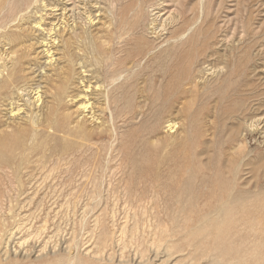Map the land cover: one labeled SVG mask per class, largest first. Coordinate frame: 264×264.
I'll list each match as a JSON object with an SVG mask.
<instances>
[{
    "label": "rangeland",
    "instance_id": "374dc122",
    "mask_svg": "<svg viewBox=\"0 0 264 264\" xmlns=\"http://www.w3.org/2000/svg\"><path fill=\"white\" fill-rule=\"evenodd\" d=\"M4 1L0 0L2 3L0 5L4 10L7 8L5 10L7 14L4 13L2 17L9 20L18 5L14 4V0H11L12 2L9 0L10 5L5 2V6ZM77 3L78 5H76ZM68 4H70L73 12L66 13L68 16L64 20H68L69 23L72 21L77 23L75 20L83 19V14L87 13V17L94 22L93 25H89V28L83 25V31L89 34L92 32V35H95V51L99 52L100 50V56L107 59V62L96 63L94 51L89 50V42L86 41V44L80 39L77 44L79 47L77 53L82 58L79 62H82L81 65L85 67L86 71L91 72L89 74L91 82L107 88L106 92L114 103L113 105L117 104V108L120 107L121 112H128V109H133L139 114L134 119L136 122L132 123L129 120L123 121L124 117H118L116 126L126 123L125 126L118 128V135L105 136L102 140L96 141L99 145H106L105 148L99 147L97 151L94 148L86 153L82 152L83 154L77 151L68 152L71 154L70 157L65 154L66 152L51 150L50 155H52V151L53 155L48 157L50 162H26L18 173L11 170L13 165L0 163V179H2L0 180V263L48 264V262L57 261L60 263L61 257L67 255L75 259L73 264H119L116 261L119 257L124 262H128L125 264H136L139 259L143 260L144 264H206L214 251L231 252L233 250L236 252L240 249L245 250L248 243L257 241L251 242V239H258V235L251 234L250 231L259 230L258 226L246 223L248 214L242 213L241 215V212L238 211L240 208L237 207L232 214L235 215V219L232 217L222 224L207 223L201 228H199L198 222L201 216L204 218L205 213L202 211L210 202H207L208 196H206L210 192H205L203 189L205 186L200 179L203 177L201 173L211 176L213 180H218L221 174L230 178L235 177V183L239 187L248 181L250 182L249 187H253V184L259 186L264 181V128L260 126L262 132L247 128L251 118L264 115V0H93V3L92 0H71ZM155 8L159 10L156 11ZM153 10L154 13H152ZM163 11L166 14L162 13ZM149 13L151 15L157 14L163 20L165 16L166 19L169 15L168 17L171 18L167 21L171 22L170 25L172 26H167V32L157 30L155 34H152L146 27L152 18ZM70 15L73 16L69 18ZM106 17L108 18L106 19ZM163 20L158 22L159 25L160 22L163 23ZM83 22L84 19L82 24ZM0 26H3V23ZM167 27L165 26V28ZM14 28L7 27L0 31V34H14L16 32L13 30ZM94 31H100V34ZM189 31L190 34H188ZM110 35L111 37L113 35V40L108 37ZM98 36L101 37L102 43L100 39H97ZM115 36L116 38H114ZM158 37L160 38L158 39ZM212 45L214 46L212 47ZM91 58H93L92 61ZM40 61L42 62V60ZM196 63L199 65H195ZM198 66L201 67L199 68L201 70L205 67L213 68V70L220 68L216 74L203 77V81H199V86H202V89L191 83L193 81L191 77ZM105 70L107 71L105 72ZM108 70H111L110 73L118 72V70L125 72L121 82L118 81L117 84L114 83L113 85L107 76ZM208 87L210 88L208 89ZM176 93L180 94L177 96ZM136 101H140V104ZM257 108L259 109L257 110ZM156 110L157 114L152 118V114ZM154 119L162 121L161 126L169 119L176 123L181 122V124H177L178 127L174 135L165 136L166 133L162 134L163 131L161 130L159 133L156 129L160 127V123L156 124L157 126L153 125ZM133 131L135 132L133 133ZM234 133H238L240 136H235ZM157 134L158 136H156ZM170 136L178 139L174 137H172L174 139H170ZM156 137H159L160 140ZM161 139L163 140L161 141ZM149 141H152L155 146L153 147L152 142ZM146 143L150 144L151 147L146 148ZM170 144L172 145L170 146ZM49 148L52 147L49 146ZM40 149L42 146L36 148L34 152L36 153ZM91 151L95 153L94 157ZM98 151L101 154H98ZM34 152L29 154L28 160L33 161L36 158ZM58 153L62 157L58 158ZM96 155H98L97 160H94ZM157 156L162 159L157 158ZM86 158L88 159L86 160ZM93 161H96V164ZM236 164H238L237 172L233 171ZM40 167L43 169L41 170ZM224 171L225 173H223ZM169 178H174V182H168ZM181 181L182 183L187 182L192 190L190 189L185 197L183 195L173 196L178 193L176 188L180 184L182 185ZM95 183L100 184L97 186ZM83 184L84 186H82ZM94 187L97 188L94 189ZM195 191H197L196 194H194ZM177 198L185 205V209L177 210L179 205L176 202L172 204L171 201H176ZM188 199L189 201L185 202ZM155 201L159 203L157 204ZM241 203L242 200L237 204L240 205ZM168 205H172L177 212L168 213L171 210ZM127 207L130 208L129 210L132 209V212ZM155 211L156 213H154ZM132 213L136 218L132 216ZM125 218L127 219L126 222ZM242 225L243 227H241ZM244 225H247V228ZM237 228L239 230H236ZM242 228L246 231L244 232ZM248 232L249 234H246ZM167 237L169 239L166 241ZM235 237L237 241L234 240ZM130 240L132 241L130 242ZM242 240L243 242H241ZM119 248L124 252L121 251V253ZM255 248L262 250L264 244L261 243ZM212 249L213 251H211ZM42 250L45 251L42 252ZM166 250L167 254L165 253ZM249 252V255L253 256L252 250ZM108 254L114 256V262H107L105 256L108 257ZM134 254L137 258H133ZM91 255L94 259L90 258ZM167 255L172 257L169 256V258ZM233 255L231 259L239 256L238 254ZM225 258L230 260L228 257ZM224 262L225 264H232L231 261H223V264ZM218 263L219 261H213V264ZM262 263L257 262L255 264ZM243 264L253 263L246 260Z\"/></svg>",
    "mask_w": 264,
    "mask_h": 264
},
{
    "label": "bare ground",
    "instance_id": "6f19581e",
    "mask_svg": "<svg viewBox=\"0 0 264 264\" xmlns=\"http://www.w3.org/2000/svg\"><path fill=\"white\" fill-rule=\"evenodd\" d=\"M71 0H14V4L18 5L17 8L14 10V14L12 17L7 20L2 15L7 14L2 6L0 5V24L3 23V26H0V31L5 30L7 27H15L13 30H16L14 34L6 35L0 34V163L4 165H13L14 167L11 169L14 170V173H18L21 171V167L26 164V162H50L51 160L48 157L50 155L51 150L54 151H63L66 152L71 157V154L68 152L77 151L79 153H86L88 150L96 149V151L102 146L97 144L96 141L102 140L105 136H115L118 135V128H122L125 124H121V126H116L117 121L119 120L118 117H124L123 121L129 120L130 123L136 122L134 120L139 114V112L134 111L133 109H128V112H121L119 110L120 107L117 108V104L113 105L111 98L108 94L107 88H104L101 84L92 83L91 76L89 75L91 72L85 70V67L81 65L82 62H79L82 57L79 56L77 50L79 47L77 44L82 41L89 42V50L91 52L94 51L91 57H94V61L99 64V62L104 63L107 62L106 58H102L100 56V50L95 51L96 46L94 39L95 35H92V32L85 33L83 30V25H86L89 28V25H93L94 21L90 20L87 17V13L83 14L84 22L82 24L83 19L80 18L76 19L77 23L73 21L71 23L68 20H64L68 14L72 13L73 10L70 8V4L68 2ZM77 1V0H75ZM7 2L9 5V0H5L3 3ZM10 2H12L10 0ZM81 2V1H80ZM84 2V1H82ZM98 2V1H97ZM108 2V1H107ZM110 2V1H109ZM1 3V2H0ZM85 3V2H84ZM91 3V2H90ZM93 3V0H92ZM2 4V3H1ZM80 4V3H79ZM83 4V3H82ZM99 5V3H97ZM109 4V3H108ZM158 4V3H157ZM156 4V5H157ZM78 5V3L76 4ZM150 5V4H149ZM153 5V4H152ZM6 6V4H5ZM88 6V5H87ZM104 6V5H103ZM151 6V5H150ZM164 6V5H163ZM199 6V5H198ZM79 7V6H77ZM85 7V6H84ZM82 7V8H84ZM101 7V5H100ZM117 7V6H116ZM158 7V6H156ZM99 8V7H98ZM97 8V9H98ZM136 8V6H135ZM142 8V7H141ZM77 9V8H76ZM81 9V8H80ZM89 9V8H87ZM106 9V8H105ZM103 9V10H105ZM110 9V8H109ZM108 9V10H109ZM150 9V8H148ZM156 11L159 10L155 8ZM154 9V10H155ZM162 9V8H161ZM9 10V9H8ZM79 10V9H78ZM82 10V9H81ZM91 10V9H90ZM89 10V11H90ZM141 10V9H140ZM144 10V8H143ZM154 10L152 13H154ZM163 10V9H162ZM97 11V10H96ZM139 11V10H138ZM152 11V10H151ZM75 12V11H74ZM86 12V9H85ZM101 12V11H100ZM107 12V10H106ZM112 12V11H111ZM149 12V11H148ZM160 12V11H158ZM79 13V12H78ZM77 13V15H78ZM110 13V12H109ZM157 13V12H156ZM162 13H165L163 11ZM12 14V13H11ZM136 14V13H135ZM141 14V13H139ZM150 14V13H149ZM158 14V13H157ZM157 14H150L151 19L149 23L146 25L149 32L155 34L158 31H166L168 29V25L171 22L168 17L164 20L159 18ZM166 14V13H165ZM172 14V13H171ZM75 15V14H73ZM73 15H70L71 18ZM90 15V14H89ZM162 16L164 14H161ZM198 15V13H197ZM80 16V14H79ZM86 16V17H85ZM96 16V15H95ZM100 16V14H99ZM139 16V15H138ZM148 16V14H147ZM175 16V15H174ZM90 17V16H89ZM144 17V16H143ZM173 17V16H172ZM180 17V16H178ZM199 17V16H198ZM7 18V16H6ZM104 18V17H102ZM108 17H106L107 19ZM150 18V17H149ZM174 18V17H173ZM92 19V18H91ZM94 19V18H93ZM105 19V20H106ZM115 19V17H114ZM139 19V18H138ZM159 19V20H158ZM161 19V20H160ZM177 19V17H176ZM72 20V19H71ZM161 24L159 25V21ZM171 20V19H170ZM175 20V19H174ZM97 21V20H96ZM128 21V20H127ZM110 22V21H109ZM113 22V21H112ZM111 22V23H112ZM115 22V21H114ZM191 22V21H190ZM189 22V23H190ZM96 23V22H95ZM105 23V22H104ZM110 23V24H111ZM176 23V22H174ZM178 23V22H177ZM82 24V25H81ZM109 24V23H108ZM138 24V23H137ZM192 24V22H191ZM81 25V26H80ZM114 25V23H113ZM179 25V24H178ZM195 25V24H194ZM138 26V25H137ZM165 26L167 28H165ZM172 26V25H170ZM98 27V26H97ZM143 27V26H142ZM174 27V26H173ZM177 27V26H176ZM183 27V26H182ZM85 28V26H84ZM110 28V26H109ZM124 28V27H123ZM172 28V27H171ZM188 28V27H187ZM12 29V28H11ZM114 29V28H113ZM137 29V28H136ZM189 29V28H188ZM197 29V28H196ZM99 30V29H98ZM111 30V29H110ZM121 30V29H120ZM104 31V30H103ZM181 31V30H180ZM187 31V30H186ZM191 31V30H190ZM190 31L188 34H190ZM89 32V31H88ZM97 32V31H94ZM100 32V31H99ZM97 32L98 34H100ZM124 32V31H123ZM142 32V31H141ZM167 32V31H166ZM7 33V32H5ZM10 33V32H9ZM113 33V31H112ZM115 33V32H114ZM118 33V32H117ZM149 33V34H151ZM105 34V33H104ZM116 34V33H115ZM121 34V33H119ZM118 34V35H119ZM132 34V33H131ZM168 34V33H167ZM187 34V33H186ZM199 34V33H197ZM103 35V34H102ZM117 35V36H118ZM192 35V34H191ZM93 36V37H92ZM184 36V35H183ZM181 37V39L183 38ZM186 36V35H185ZM190 36V35H188ZM194 36V35H193ZM99 37V36H98ZM97 39H100L99 37ZM108 37H111L108 36ZM113 37V35H112ZM111 39L113 40V38ZM148 37V36H147ZM162 37V36H161ZM191 37V36H190ZM196 37V36H195ZM116 38V36L114 37ZM121 38V37H120ZM143 38V37H142ZM145 38V37H144ZM160 37H158L159 39ZM176 38V37H175ZM174 38V39H175ZM180 38V36H179ZM194 38V37H193ZM119 39V38H118ZM197 39V38H196ZM107 40V39H106ZM116 40V39H115ZM120 40V39H119ZM123 40V39H122ZM101 41V39H100ZM105 41V40H104ZM139 41V40H138ZM173 41V39H172ZM184 41V40H182ZM196 41V40H195ZM86 42V44H87ZM177 42V41H176ZM185 42V41H184ZM102 43V41H101ZM112 43V42H111ZM197 43V42H196ZM122 44V43H121ZM185 44V43H184ZM207 44V43H206ZM111 45V44H109ZM175 45V44H174ZM180 45V43H179ZM190 46V45H189ZM193 46V45H192ZM198 46V44H197ZM214 45H212L213 47ZM87 47V46H86ZM103 47V46H102ZM115 47V46H114ZM196 47V46H195ZM208 47V46H207ZM211 47V46H210ZM104 48V47H103ZM106 48V47H105ZM176 48V47H175ZM206 48V47H205ZM117 49V48H116ZM157 49V48H156ZM199 49V48H198ZM212 49V48H211ZM214 49V48H213ZM84 50V49H83ZM82 50V51H83ZM88 50V52H89ZM114 50V49H113ZM186 50V49H185ZM203 50V49H202ZM111 51V50H110ZM139 51V50H138ZM108 52V51H107ZM120 52V51H119ZM193 52V51H192ZM201 52V51H200ZM212 52H214L212 50ZM80 53V52H79ZM150 54V51L148 52ZM194 53V52H193ZM85 54V53H84ZM88 54V53H87ZM91 54V53H90ZM118 54V53H117ZM187 54V53H186ZM210 54V53H209ZM184 55V54H183ZM201 55V54H200ZM213 55V54H212ZM110 56V55H109ZM190 56V55H189ZM230 56V55H229ZM88 57V56H87ZM212 57V56H211ZM89 58V57H88ZM101 58V60H99ZM145 58V57H144ZM188 58V57H187ZM197 58V57H196ZM199 58V57H198ZM210 59V58H209ZM42 60V62L40 61ZM85 60V58H84ZM89 60V59H88ZM93 58H91V61ZM109 60V59H108ZM124 60V59H122ZM190 60V59H189ZM193 60V59H191ZM205 60V59H204ZM208 60V59H207ZM87 61V60H86ZM93 61V62H94ZM89 62V61H88ZM92 62V64H93ZM117 62V61H116ZM190 62V61H189ZM209 62V61H207ZM205 62V63H207ZM225 62V61H223ZM141 63V62H140ZM95 64V63H94ZM112 64V63H111ZM114 64V63H113ZM118 64V63H117ZM122 64V62H121ZM159 64V63H158ZM211 64V63H210ZM218 64V63H215ZM225 64V63H224ZM86 65V64H85ZM96 65V64H95ZM199 65V63L195 64ZM205 65V64H204ZM209 65V64H208ZM87 66V65H86ZM94 66V65H93ZM100 66V65H99ZM185 66V65H184ZM219 66V65H218ZM174 67V66H173ZM193 67V66H192ZM205 67V66H204ZM212 67V66H211ZM230 67V66H229ZM84 68V70H83ZM92 68V67H91ZM112 68V67H111ZM120 68V67H119ZM177 68V67H176ZM201 67L195 68V72L192 75L191 82L193 85L199 86V81H203V77L206 78L207 76H212L216 74L219 69L213 70V68H203L202 70L199 69ZM226 68V67H225ZM231 68V67H230ZM95 69V68H94ZM121 69V68H120ZM124 69V68H123ZM136 69V68H134ZM189 69V67H188ZM187 69V70H188ZM127 70V69H126ZM130 71V69H128ZM91 71V70H90ZM95 71V70H94ZM107 70H105L106 72ZM109 71V70H108ZM111 71V70H110ZM108 72V77L110 78L111 83L120 81L124 77V73L121 70L118 72ZM124 71V70H123ZM131 71H133L131 69ZM180 71V70H179ZM189 71V70H188ZM225 71V70H224ZM103 72V71H101ZM182 72V71H181ZM188 73V72H187ZM192 73V71H191ZM222 73V72H220ZM95 74V73H94ZM173 74V73H171ZM92 75V74H91ZM175 75V74H174ZM225 75V74H224ZM135 76V75H134ZM155 76V75H154ZM228 76V75H227ZM103 77V76H102ZM175 77V76H174ZM211 78V77H209ZM103 79V78H102ZM127 79V78H126ZM94 80V79H93ZM100 80V79H99ZM135 80V79H134ZM175 80V79H174ZM209 80V79H208ZM227 80V79H226ZM102 81V80H101ZM100 82V81H99ZM162 82V81H161ZM165 82V81H164ZM177 82V80H176ZM230 82V81H229ZM104 83V82H103ZM135 83V82H134ZM163 83V82H162ZM210 83V82H209ZM212 83V82H211ZM210 83V84H211ZM217 83V82H216ZM117 84V83H116ZM120 84V83H119ZM166 84V83H165ZM173 85L172 83H170ZM176 84V83H174ZM106 85V84H105ZM160 85V84H158ZM223 85V84H222ZM230 85V84H229ZM176 86V85H175ZM208 86V85H206ZM211 86V85H210ZM107 87V86H106ZM114 87V86H113ZM112 87V88H113ZM118 87V86H117ZM154 87V86H153ZM158 87V86H157ZM166 87V86H165ZM171 87V86H170ZM168 87V88H170ZM202 89V86H199ZM129 88V87H128ZM135 88V87H134ZM151 88V87H150ZM175 88V87H174ZM192 88V87H191ZM210 87H208L209 89ZM131 89V88H130ZM176 89V88H175ZM174 89V90H175ZM234 89V88H233ZM127 90V89H126ZM133 90V89H132ZM136 90V89H135ZM160 90V89H159ZM173 90V91H174ZM138 91V90H137ZM166 91V90H165ZM233 91V90H232ZM118 92V91H117ZM150 92V91H149ZM191 92V91H190ZM124 93V92H123ZM188 93V92H187ZM205 93V92H204ZM235 93V92H234ZM242 93V92H241ZM112 94V93H111ZM154 94V93H153ZM157 94V93H156ZM167 94V93H166ZM180 94V93H179ZM179 94L176 93L178 96ZM203 94V93H202ZM135 95V94H134ZM140 95V94H139ZM148 95V94H147ZM184 95V94H183ZM206 95V94H205ZM127 96V95H126ZM130 96V95H129ZM190 96V95H189ZM151 97V96H150ZM154 97V96H153ZM235 97V96H234ZM115 98V97H113ZM124 98V97H123ZM132 98V97H131ZM145 98V97H144ZM187 98V97H186ZM236 98V97H235ZM251 98V97H250ZM163 99V98H162ZM246 99V98H245ZM244 99V100H245ZM119 100V99H118ZM155 100V99H154ZM227 100V99H226ZM232 100V99H231ZM117 101V100H116ZM115 101V102H116ZM121 101V100H120ZM124 101V100H123ZM131 101V100H130ZM152 101V99H151ZM165 101V100H164ZM138 102V101H136ZM140 102V101H139ZM138 102V103H139ZM124 104V103H123ZM140 104V103H139ZM142 104V103H141ZM240 104V103H239ZM251 104V103H250ZM144 105V104H143ZM153 105V104H152ZM121 106V105H120ZM141 106V105H140ZM157 106V105H156ZM233 106V105H232ZM139 107V106H136ZM248 107V106H247ZM251 107V106H250ZM259 107V106H257ZM127 108V107H126ZM142 108V107H141ZM153 108V107H152ZM158 108V106H157ZM162 108V107H161ZM160 108V109H161ZM234 108V107H233ZM121 109V108H120ZM137 109V108H136ZM259 108H257L258 110ZM143 110V108H142ZM168 110V109H167ZM244 111V107H243ZM148 112V111H147ZM152 112V111H151ZM250 112V111H249ZM159 113V111H158ZM163 113V112H162ZM244 113V112H243ZM156 112L152 114V118L156 116ZM166 114V113H165ZM108 116V117H107ZM141 116V113H140ZM162 116V115H161ZM165 116V115H164ZM176 116V115H173ZM178 116V114H177ZM254 116L250 119L247 124V128L252 130H260L264 128V115L263 116ZM160 117V116H159ZM170 117V116H169ZM244 118V117H243ZM180 119V118H179ZM167 120V119H166ZM181 120V119H180ZM150 121V120H149ZM246 121V120H245ZM127 122V121H126ZM247 122V121H246ZM159 124L160 127L156 129L161 132L166 133L165 136L174 135L177 129V124H181V122L176 123L173 120H167L161 126L162 121L160 122L159 119H154L153 125L157 126ZM183 123V122H182ZM243 123V122H242ZM151 125V124H150ZM244 125V124H243ZM246 125V124H245ZM152 126V127H154ZM182 126V125H181ZM185 126V125H184ZM162 127V128H161ZM246 127V126H245ZM243 127L244 129H246ZM180 128V127H179ZM182 128V127H181ZM184 128V127H183ZM145 129V128H144ZM153 129V128H152ZM200 129V128H199ZM138 130V129H137ZM154 130V129H153ZM183 130V129H182ZM204 130V129H203ZM241 130V129H238ZM128 131V130H127ZM155 131V130H154ZM247 131V130H246ZM135 131H133L134 133ZM180 132V131H179ZM177 133V135L179 134ZM249 132V131H248ZM253 132V131H252ZM258 132V133H260ZM158 133V132H157ZM160 133V131H159ZM205 133V132H204ZM231 133V132H230ZM251 133V132H250ZM248 133V134H250ZM264 133V132H263ZM121 134V133H120ZM155 135V133H153ZM161 134V135H162ZM235 134V133H234ZM244 134V133H243ZM181 135V134H180ZM205 135V134H204ZM210 135V134H209ZM240 136V134L236 133L235 136ZM258 135V134H257ZM264 135V134H263ZM135 136V135H134ZM143 136V135H142ZM145 136V135H144ZM158 136V134L156 135ZM200 136V135H199ZM260 136V135H259ZM118 137V136H117ZM122 137V136H121ZM155 137V136H154ZM174 136H170V139ZM212 137V136H210ZM243 137V136H242ZM139 138V137H138ZM158 140L159 137H156ZM248 138V137H246ZM115 139V138H114ZM118 139V138H117ZM122 139V138H120ZM124 139V136H123ZM143 139V138H142ZM178 139V138H176ZM176 139L174 140L176 142ZM197 139V138H196ZM237 139V138H236ZM145 140V138H144ZM163 139H161L162 141ZM118 141V140H117ZM124 141V140H123ZM133 141V139H132ZM143 141V140H142ZM167 141V140H166ZM227 141V140H226ZM252 141V140H251ZM125 142V141H124ZM127 142V140H126ZM152 142V141H149ZM168 142V141H167ZM109 143V142H107ZM130 143V142H129ZM127 143V144H129ZM143 143V142H142ZM148 143V141H147ZM146 143V144H147ZM155 143V142H154ZM159 143V142H158ZM166 143V142H165ZM171 143V142H169ZM257 143V142H256ZM112 144V143H111ZM117 144V143H116ZM115 144V145H116ZM132 144V143H131ZM134 144V143H133ZM141 144V143H140ZM145 144V143H144ZM160 144V143H159ZM108 145V144H107ZM130 145V144H129ZM153 147V142L151 144ZM150 144H147L146 148L151 147ZM158 145V144H157ZM156 145V146H157ZM172 144H170L171 146ZM201 145V144H200ZM199 145V146H200ZM243 145V144H242ZM42 149L38 150L36 153L34 150L38 147ZM51 146L52 148H49ZM144 146V145H143ZM104 147V148H105ZM162 147V145H161ZM169 147V146H168ZM241 147V146H240ZM55 148V149H54ZM108 148V146H107ZM114 148V147H113ZM122 148V147H121ZM134 148V147H133ZM145 148V149H146ZM236 148V147H235ZM123 149V148H122ZM137 149V148H136ZM162 149V148H161ZM234 149V148H233ZM42 150V151H41ZM106 150V149H105ZM108 150V149H107ZM124 150V149H123ZM172 151V150H171ZM32 152L35 153L36 158L33 161L28 160L29 154ZM92 152V151H91ZM95 152V151H94ZM101 152V149H100ZM168 152V151H167ZM180 152V151H179ZM239 152V151H238ZM82 153V154H83ZM98 154L99 151L97 152ZM105 153V152H104ZM108 153V152H107ZM119 153V152H118ZM134 153V152H133ZM164 153V152H163ZM231 153V152H230ZM234 153V152H233ZM49 156H46V155ZM64 154V155H65ZM93 157L94 154L93 153ZM91 154V155H92ZM131 154V152H130ZM140 154V153H139ZM241 154V152H240ZM243 154V153H242ZM63 155V156H64ZM87 155V154H86ZM90 155V156H91ZM107 155V154H106ZM105 155V156H106ZM84 156V155H83ZM89 156V157H90ZM104 157V154L102 155ZM101 156V158H102ZM138 156V155H137ZM165 156V155H164ZM35 157V156H34ZM57 157L60 158V154H57ZM98 157L96 155L94 160ZM81 158V157H80ZM91 158V157H90ZM100 158V159H101ZM114 158V157H113ZM120 158V157H119ZM149 158V157H147ZM146 158V159H147ZM157 158H161L157 156ZM166 158V157H165ZM65 159V158H64ZM68 159V158H66ZM88 158H86L87 160ZM103 159V158H102ZM126 159V158H125ZM158 159V160H159ZM162 159V158H161ZM32 160V159H31ZM91 160V159H90ZM97 160V159H96ZM175 160V159H174ZM82 161V160H81ZM102 161V160H100ZM123 161V160H122ZM126 161V160H125ZM64 162V161H63ZM62 162V163H63ZM68 162V161H67ZM83 162V161H82ZM92 162V160H91ZM94 162V161H93ZM96 162V161H95ZM94 162V164H96ZM105 162V161H104ZM103 162V163H104ZM112 162V161H110ZM100 163V162H98ZM185 163V162H184ZM38 164V163H37ZM36 164V165H37ZM68 164V163H67ZM77 164V163H76ZM85 164V163H83ZM130 164V163H129ZM172 164V163H171ZM60 165V164H59ZM58 165V166H59ZM103 165V164H102ZM125 165V164H124ZM137 165V164H136ZM143 165V164H142ZM173 165V164H172ZM236 164L233 167V171L237 172ZM40 166V165H39ZM56 166V167H58ZM90 166V165H89ZM140 166V165H139ZM42 167V166H41ZM40 169L42 170L43 168ZM55 167V165H54ZM87 167V166H86ZM91 167V166H90ZM135 167V166H134ZM162 167V166H161ZM59 168V167H58ZM102 168V167H101ZM132 168V167H130ZM154 168V167H153ZM159 168V167H158ZM166 168V167H165ZM244 168V167H242ZM39 169V171H40ZM61 169V167H60ZM86 169V168H85ZM88 169V168H87ZM90 169V168H89ZM147 169V168H146ZM171 169V168H170ZM224 169V168H223ZM50 170V169H49ZM91 170V169H90ZM112 170H114L112 168ZM123 170V169H122ZM141 170V169H140ZM151 170V169H150ZM26 171V170H25ZM32 171V170H31ZM51 171V170H50ZM49 171V172H50ZM53 171V170H52ZM100 171V170H99ZM98 171V172H99ZM130 171V170H129ZM146 171V170H145ZM157 171V170H156ZM159 171V169H158ZM166 171V170H165ZM1 172V171H0ZM38 172V171H37ZM42 172V171H41ZM57 172V171H56ZM86 172V171H84ZM91 172V171H90ZM115 172V171H114ZM144 172V171H143ZM147 172V171H146ZM145 172V174H147ZM203 172V171H202ZM208 172V171H207ZM87 173V172H86ZM122 173V172H121ZM151 173V172H150ZM173 173V172H172ZM201 173V172H200ZM225 173V171L223 172ZM229 173V172H228ZM257 173V172H256ZM47 174V173H46ZM127 174V173H126ZM133 174V173H132ZM30 175V174H29ZM82 175V174H81ZM86 175V174H85ZM156 175V174H155ZM203 175L201 182L204 184V191L210 192L208 193V199L204 210L202 212L205 213L204 218L199 219V228L204 227L207 223H214L222 224L225 220H230V218H234L232 214L234 213L235 208H240L238 211L242 213L248 214L249 217H246V223L254 224L258 226L259 230L257 231H250L251 234L258 235V239H251V244L248 243L246 249L244 250H237L236 252H218L214 251L212 256L206 264H213V261H219L218 264H223V261H231L232 264H243L246 260L251 261L253 264L257 262L264 261V249L257 250L259 244H264V181L263 184L257 186L253 184V187H249L250 182H246L242 187L237 186L235 183V177H228L219 174L218 180H213L209 175ZM215 175V174H214ZM251 175V174H250ZM256 175V174H255ZM20 176V175H19ZM35 176V174H34ZM45 176V175H44ZM106 176V175H105ZM143 176V175H141ZM140 176V177H141ZM145 176V175H144ZM143 176V177H144ZM148 176V175H147ZM152 176V175H151ZM154 176V175H153ZM216 176V175H215ZM18 177V176H17ZM83 177H85L83 175ZM87 177V176H86ZM166 177V176H165ZM173 177V176H172ZM261 177V176H260ZM264 177V176H263ZM262 177V178H263ZM147 178V177H146ZM254 178V177H253ZM252 178V180H253ZM142 179V178H141ZM194 179V178H193ZM251 179V178H250ZM255 179V178H254ZM2 180V179H0ZM101 180V178H100ZM32 181V180H31ZM86 181V180H85ZM94 181V180H92ZM147 181V180H146ZM170 183L174 182V178H169L167 180ZM7 182V180H6ZM195 182V180H194ZM3 183V181H2ZM1 183V184H2ZM97 183V182H96ZM95 183V185H97ZM128 183V182H127ZM140 183V182H139ZM151 183V182H150ZM182 183V181H181ZM29 184V183H28ZM85 184V183H84ZM84 184L82 186H84ZM94 185V182L92 183ZM100 184V183H99ZM98 184V185H99ZM75 185V184H74ZM97 185V186H98ZM153 185V184H152ZM156 185V184H155ZM38 186V185H37ZM69 186V185H68ZM76 186V185H75ZM101 186V185H100ZM111 186V185H110ZM15 188V187H14ZM12 188V189H14ZM37 188V187H36ZM97 187H94V189ZM77 189V188H76ZM111 189V188H110ZM126 189V187H125ZM149 189V187H148ZM192 190V187L186 182H183L182 185L176 188L177 194L173 196H186V193L189 190ZM79 190V189H77ZM81 190V188H80ZM8 191V190H7ZM12 192V190L10 189ZM15 191V190H14ZM89 191V190H88ZM123 191V190H122ZM172 192V190H170ZM10 192V193H11ZM18 192V191H17ZM73 192V190H72ZM157 192V191H156ZM15 193V192H14ZM22 193V192H21ZM27 193V192H26ZM97 193V192H96ZM104 193V192H103ZM195 191L194 194H196ZM13 194V193H12ZM24 194V192H23ZM22 194V195H23ZM160 194V193H159ZM8 195V192H7ZM26 195V194H25ZM76 195V194H75ZM91 197V194H89ZM98 195V194H96ZM101 195V194H100ZM107 195V194H106ZM200 195V193H199ZM136 196V195H135ZM99 197V196H97ZM171 197V196H170ZM93 198V197H92ZM95 198V197H94ZM133 198V197H132ZM138 198V197H137ZM155 198V197H154ZM160 198V197H159ZM134 199V198H133ZM141 200V199H140ZM242 200V203L238 205L239 201ZM158 201V200H157ZM161 201V200H160ZM185 200V202H188ZM103 204V201H101ZM118 202V201H116ZM145 202V199H144ZM150 202V201H149ZM172 204L176 202L179 205L178 209H183L184 204L179 201L177 198L176 201H171ZM137 203V202H136ZM155 203H159L156 202ZM169 203V202H168ZM116 204V203H115ZM149 204V203H148ZM237 204V205H236ZM104 205H106L104 203ZM114 205V204H113ZM150 205V204H149ZM148 205V206H149ZM166 205V203H165ZM116 206V205H115ZM114 208L116 209V207ZM169 206V205H168ZM189 206V205H188ZM204 206V205H203ZM133 207V206H132ZM131 207V208H132ZM144 207V206H143ZM164 207V206H163ZM170 211L168 213H176L177 211L173 209V206L170 205ZM109 208V207H108ZM121 208V207H120ZM119 208V209H120ZM125 208V207H124ZM157 208V207H156ZM193 208V206H192ZM191 208V209H192ZM123 209V207H122ZM121 209V210H122ZM129 210L130 208L127 207ZM147 209V208H146ZM185 209V208H184ZM103 210V209H102ZM152 210V209H151ZM163 210V209H162ZM165 210V209H164ZM167 210V207H166ZM114 211V210H113ZM132 212V209L129 210ZM127 211V212H129ZM135 211V210H134ZM137 211V210H136ZM158 211V210H157ZM160 211V210H159ZM106 212V210H104ZM141 212V211H140ZM156 213V211L154 212ZM158 213V212H157ZM139 214V213H137ZM142 214V213H141ZM131 215V214H130ZM134 214L132 213V216ZM163 215V214H162ZM203 215V214H202ZM147 216V215H146ZM244 216V215H243ZM135 217V216H133ZM144 217V215H143ZM237 217V215H236ZM245 217V216H244ZM25 218V217H24ZM131 218V217H130ZM136 218V217H135ZM160 218V217H159ZM170 218V217H169ZM126 219V218H125ZM141 219V218H140ZM173 219V218H172ZM235 219V218H234ZM133 221V219H131ZM175 220V217H174ZM260 220V221H258ZM6 221V220H5ZM127 219L125 220V222ZM129 221V219H128ZM146 221V220H145ZM144 221V222H145ZM170 221V220H169ZM236 221V220H235ZM131 222V221H130ZM143 222V223H144ZM245 223V221H243ZM4 223V222H3ZM178 223V221H177ZM237 224V222H235ZM127 224V223H126ZM234 224V225H236ZM239 225V224H238ZM2 226V225H1ZM18 226V225H17ZM124 226V225H122ZM139 226V225H138ZM214 226V225H213ZM212 226V228H213ZM245 228H247V225ZM250 226V225H249ZM22 227V226H21ZM125 227V226H124ZM209 227V226H208ZM215 227V226H214ZM237 227V226H236ZM233 227V228H236ZM243 227V225L241 226ZM240 227V229H241ZM4 228V227H3ZM120 229V227H119ZM243 229V228H242ZM263 231H262V230ZM3 229H1L2 231ZM121 230V229H120ZM123 230V229H122ZM143 230V229H142ZM236 230H239L238 228ZM235 230V232H236ZM4 231V230H3ZM7 231V230H6ZM13 231V230H12ZM15 231V230H14ZM124 231V230H123ZM203 231V230H202ZM244 231V229H243ZM246 231V230H245ZM244 231V232H245ZM118 232V231H117ZM122 232V231H121ZM119 232V233H121ZM241 232V231H239ZM238 232V233H239ZM237 233V232H236ZM2 234V233H1ZM241 234V233H240ZM246 234H249L246 233ZM3 235V234H2ZM123 235V234H121ZM235 236V233L233 234ZM231 234V236H233ZM239 235V234H237ZM236 235V237H237ZM245 235V234H244ZM120 236V235H118ZM179 236V235H178ZM200 236V235H199ZM4 237V235L2 236ZM1 237V238H2ZM7 237V236H6ZM135 237V236H133ZM202 237V236H201ZM235 237V241L236 240ZM239 237V236H238ZM246 237V236H244ZM130 238H132L130 236ZM233 238V237H232ZM255 238V237H254ZM10 239V238H8ZM169 239V237L166 238ZM202 239V238H201ZM240 239V238H239ZM243 239V238H241ZM245 239V238H244ZM249 239V235H248ZM5 240V239H4ZM16 241V240H15ZM107 241V240H106ZM132 240H130L131 242ZM135 241V240H134ZM159 241V240H158ZM239 241V240H238ZM246 241V240H244ZM119 242V241H118ZM160 242V241H159ZM243 242V240L241 241ZM1 243V242H0ZM117 243V242H115ZM134 243V242H133ZM201 243V240H200ZM246 243V242H244ZM166 244V243H165ZM16 245V244H15ZM128 245V244H127ZM126 245V246H127ZM201 245V244H200ZM235 245V244H234ZM240 246H242L239 243ZM123 246V245H122ZM135 246V244H134ZM5 247V246H4ZM128 247V246H127ZM133 247V246H131ZM7 248V247H6ZM5 248V250H7ZM137 248V247H136ZM141 250L142 248L139 247ZM50 249V248H47ZM54 249V248H53ZM128 249V248H127ZM132 249V248H130ZM145 249V248H144ZM153 249V248H152ZM151 249V250H152ZM156 249V248H155ZM158 249V248H157ZM235 249V248H234ZM4 250V251H5ZM120 250V248H119ZM146 250V249H145ZM168 250V249H167ZM167 250L165 253L167 254ZM215 250V249H214ZM250 250H252L253 256H250ZM256 250V251H255ZM16 251V250H15ZM45 251V250H44ZM42 250V252H44ZM123 251L122 249L120 252ZM135 251V249H134ZM157 251V250H156ZM201 251V250H200ZM207 251V250H206ZM213 251V249L211 250ZM3 252V251H2ZM7 252V251H6ZM5 252V253H6ZM93 252V251H92ZM110 252V251H109ZM112 252V251H111ZM124 252V251H123ZM140 252V251H139ZM142 252V251H141ZM147 252V251H146ZM149 252V251H148ZM169 252V250H168ZM216 252V253H215ZM23 253V252H22ZM37 253V252H36ZM40 253V252H39ZM95 253V252H94ZM114 253V252H113ZM122 253V252H121ZM153 253V252H152ZM157 253V252H156ZM159 253V252H158ZM157 253V254H158ZM161 253V251H160ZM159 253V254H160ZM202 253V252H201ZM48 254V253H47ZM65 254V253H64ZM91 254L90 252L88 253ZM87 254V255H88ZM97 254V253H96ZM95 254V255H96ZM233 254H238L237 258H232ZM261 254V255H260ZM37 255V254H36ZM69 255V254H68ZM86 255V252H85ZM162 255V254H161ZM93 255H91L90 258ZM143 256V255H142ZM168 257H172L171 255H167ZM234 256V255H233ZM6 257V255H5ZM4 257V258H5ZM35 257V256H34ZM88 257V258H89ZM137 258L134 254L133 258ZM139 257V256H138ZM146 257V256H144ZM159 257V256H156ZM155 257V258H156ZM166 256H164L165 258ZM169 257V258H170ZM225 257L230 258L227 260ZM236 257V255H235ZM9 258V257H8ZM114 256L108 254V257L105 256L107 262H114ZM132 258V257H131ZM163 258V257H161ZM62 260L57 262H48V264H73L74 258H70V256L61 257ZM64 259V260H63ZM94 259V258H93ZM97 259V258H95ZM139 259V258H138ZM137 259V260H138ZM143 259V258H142ZM145 259V258H144ZM150 259V258H149ZM157 259V258H156ZM155 259V260H156ZM167 259V257L165 258ZM172 259V258H171ZM206 259V258H204ZM121 260V262H120ZM154 260V261H155ZM160 260V259H159ZM163 260V259H161ZM160 260V261H161ZM77 261V259H76ZM101 261V260H100ZM119 264H125L124 260L119 257L118 260ZM136 261V260H135ZM134 261V262H135ZM148 262L147 260H145ZM151 261V260H150ZM157 261V262H160ZM164 261V260H163ZM168 261V260H167ZM173 261V260H172ZM212 261V262H211ZM75 262V261H74ZM131 262V261H130ZM144 264L143 260L139 259L136 264ZM145 262V263H146ZM153 262V261H152ZM171 262V260H170ZM169 262V263H170ZM80 263V262H79ZM128 263V262H127ZM132 263V262H131ZM162 263V262H161ZM165 263V262H164ZM175 263V262H173ZM1 264V263H0ZM147 264V263H146ZM155 264V263H154ZM163 264V263H162ZM225 264V262H224ZM264 264V263H262Z\"/></svg>",
    "mask_w": 264,
    "mask_h": 264
}]
</instances>
